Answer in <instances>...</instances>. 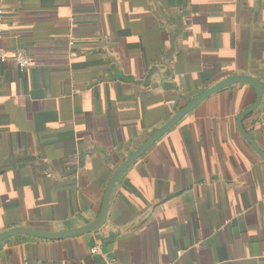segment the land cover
<instances>
[{"label":"crops","instance_id":"1","mask_svg":"<svg viewBox=\"0 0 264 264\" xmlns=\"http://www.w3.org/2000/svg\"><path fill=\"white\" fill-rule=\"evenodd\" d=\"M0 7V233L94 222L112 176L175 113L231 75L264 85V0ZM255 98L236 84L188 114L116 184L97 233L17 236L0 264H264V158L237 125ZM244 127L264 151V95Z\"/></svg>","mask_w":264,"mask_h":264},{"label":"water","instance_id":"2","mask_svg":"<svg viewBox=\"0 0 264 264\" xmlns=\"http://www.w3.org/2000/svg\"><path fill=\"white\" fill-rule=\"evenodd\" d=\"M236 84H246L249 85L255 91L256 98L254 103L243 111L237 120L238 130L242 137L251 145V147L264 158V151L258 146L255 139L246 131L244 127V121L254 114L259 107L261 106L263 95H264V85L257 78L251 77L249 75H231L228 78L216 83L196 99L189 102L184 108L179 110L177 113L172 116L165 124H163L157 131H155L148 139L145 141L135 153H133L123 165L116 171L112 176L109 183L107 184L101 211L97 219L87 224L83 227L66 230L62 232H50L45 230H38L29 227H15L8 231L0 233V244L3 242L15 238L17 236H27L34 239H43V240H61L65 238L79 237L87 234H95L102 229L105 225L109 207L110 199L112 192L116 184L121 180L124 174L130 169V167L138 161L152 146H154L160 139H162L169 131H171L181 120H183L188 114L194 111L199 105L204 101L215 95L216 93L231 87Z\"/></svg>","mask_w":264,"mask_h":264},{"label":"built area","instance_id":"3","mask_svg":"<svg viewBox=\"0 0 264 264\" xmlns=\"http://www.w3.org/2000/svg\"><path fill=\"white\" fill-rule=\"evenodd\" d=\"M5 21V12L2 7H0V62H7L9 60V56L7 54L6 49L3 46L4 41V22ZM14 63L18 66L20 70H27L33 63V57L29 56L25 52L18 50L15 52L13 56ZM93 254H97L99 252V248H94L92 250Z\"/></svg>","mask_w":264,"mask_h":264}]
</instances>
